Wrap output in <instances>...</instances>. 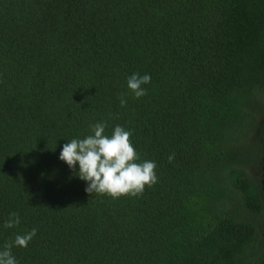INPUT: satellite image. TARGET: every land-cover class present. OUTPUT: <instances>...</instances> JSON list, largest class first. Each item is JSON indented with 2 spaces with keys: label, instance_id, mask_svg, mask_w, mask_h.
<instances>
[{
  "label": "trees",
  "instance_id": "trees-1",
  "mask_svg": "<svg viewBox=\"0 0 264 264\" xmlns=\"http://www.w3.org/2000/svg\"><path fill=\"white\" fill-rule=\"evenodd\" d=\"M100 121L155 184L85 192L58 155ZM263 147L264 0H0V246L36 229L18 264H264Z\"/></svg>",
  "mask_w": 264,
  "mask_h": 264
},
{
  "label": "clouds",
  "instance_id": "clouds-1",
  "mask_svg": "<svg viewBox=\"0 0 264 264\" xmlns=\"http://www.w3.org/2000/svg\"><path fill=\"white\" fill-rule=\"evenodd\" d=\"M151 77L145 73H132L126 78V87L135 98L146 94L144 85L150 83ZM126 104L120 98V105ZM106 123L97 122L90 126L89 135L74 137L61 146L58 159L69 169H75L78 179L85 182V192L107 194L113 198L129 195L136 196L144 191L145 186L157 182L156 163L152 160L141 161L131 141V131L121 125H115L111 134H106ZM172 156H169V161ZM20 223L18 213H9L3 227L13 228ZM36 235L33 228L24 234H17L11 243L0 246V264H18L11 249L26 247Z\"/></svg>",
  "mask_w": 264,
  "mask_h": 264
},
{
  "label": "rangeland",
  "instance_id": "rangeland-1",
  "mask_svg": "<svg viewBox=\"0 0 264 264\" xmlns=\"http://www.w3.org/2000/svg\"><path fill=\"white\" fill-rule=\"evenodd\" d=\"M263 151H264V147H263ZM261 180H262V186L264 189V163H263L262 171H261Z\"/></svg>",
  "mask_w": 264,
  "mask_h": 264
}]
</instances>
